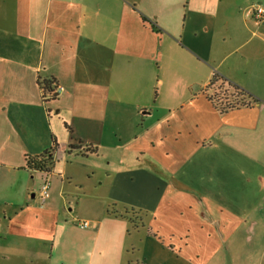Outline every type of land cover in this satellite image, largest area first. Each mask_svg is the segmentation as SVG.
<instances>
[{
	"label": "crops",
	"instance_id": "crops-1",
	"mask_svg": "<svg viewBox=\"0 0 264 264\" xmlns=\"http://www.w3.org/2000/svg\"><path fill=\"white\" fill-rule=\"evenodd\" d=\"M253 7L0 0V264H131L132 222L188 264L232 263L260 238L264 24ZM214 74L256 103L220 113L205 94ZM45 152L49 172L26 167Z\"/></svg>",
	"mask_w": 264,
	"mask_h": 264
},
{
	"label": "rangeland",
	"instance_id": "rangeland-1",
	"mask_svg": "<svg viewBox=\"0 0 264 264\" xmlns=\"http://www.w3.org/2000/svg\"><path fill=\"white\" fill-rule=\"evenodd\" d=\"M261 1L263 0H256V1L249 0V4L251 5L253 3L255 5L256 2L259 3ZM44 183L45 181L41 184L40 187H38L39 191L41 187L44 185ZM39 191L38 190L36 191L37 201H39L38 199L40 198V196H38ZM226 204L231 209L238 208V200H233V197H231L226 202ZM72 207H74V202L72 203L71 206H69V208H72ZM87 211L88 209H83L82 216H84L85 213H87ZM127 215L130 218L136 217V216L133 217V215H130V213H128ZM247 221H248L247 222L248 225L255 223L257 226V216L255 217L251 216V218L247 217ZM133 225L134 224L132 222L131 229H130V234H131L130 239L133 240L134 246L133 248L129 247L128 252H127V257L130 259L131 264H188L183 259L175 260L174 258L171 257V255L168 252H158L156 248L151 245V242H149V240H146L145 236L147 234V230L141 226H139V228L137 229H134V227H132ZM128 243H129V240H128ZM258 245L259 246L264 245V231L260 233V238L258 240H255L254 242H250V243H245L244 245H242L241 249L234 250V253L236 254L235 258L237 257V259H233L234 262L232 263L227 262L228 261V258H227L224 264H243V263L248 264L254 261V259H256V261H254V264H255V262H257V246ZM217 258L212 260L209 264H213V263L215 264L216 261L218 260ZM238 258L243 263L238 261ZM216 264H223V263H221V261L219 262L217 261Z\"/></svg>",
	"mask_w": 264,
	"mask_h": 264
},
{
	"label": "trees",
	"instance_id": "trees-1",
	"mask_svg": "<svg viewBox=\"0 0 264 264\" xmlns=\"http://www.w3.org/2000/svg\"><path fill=\"white\" fill-rule=\"evenodd\" d=\"M42 85L45 93L52 92V80H45ZM205 94L207 99L220 113L249 107L256 103V100L248 93L216 74L213 75L207 85ZM52 165L51 152H45L39 156L26 157V167L32 171L49 172Z\"/></svg>",
	"mask_w": 264,
	"mask_h": 264
},
{
	"label": "built area",
	"instance_id": "built-area-1",
	"mask_svg": "<svg viewBox=\"0 0 264 264\" xmlns=\"http://www.w3.org/2000/svg\"><path fill=\"white\" fill-rule=\"evenodd\" d=\"M251 18L253 19V21L257 22L258 24H264V0L254 5L251 11ZM61 90L62 88L56 87L55 91L53 92L54 95L56 96ZM48 188H49V184L45 182L39 191L41 200H44L47 197ZM79 225L82 228L89 227V224L87 222H81L79 223Z\"/></svg>",
	"mask_w": 264,
	"mask_h": 264
},
{
	"label": "water",
	"instance_id": "water-1",
	"mask_svg": "<svg viewBox=\"0 0 264 264\" xmlns=\"http://www.w3.org/2000/svg\"><path fill=\"white\" fill-rule=\"evenodd\" d=\"M33 196V195H32Z\"/></svg>",
	"mask_w": 264,
	"mask_h": 264
}]
</instances>
